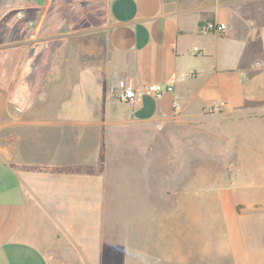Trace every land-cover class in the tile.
<instances>
[{
    "label": "crops",
    "instance_id": "1",
    "mask_svg": "<svg viewBox=\"0 0 264 264\" xmlns=\"http://www.w3.org/2000/svg\"><path fill=\"white\" fill-rule=\"evenodd\" d=\"M44 1L0 0V264H264V0H109L112 63L65 75Z\"/></svg>",
    "mask_w": 264,
    "mask_h": 264
},
{
    "label": "rangeland",
    "instance_id": "2",
    "mask_svg": "<svg viewBox=\"0 0 264 264\" xmlns=\"http://www.w3.org/2000/svg\"><path fill=\"white\" fill-rule=\"evenodd\" d=\"M108 4L109 0H45L40 12L45 15L42 22H36L40 24L36 37L32 38V31L38 25L29 27L32 42L39 43L40 62L61 64L55 70L58 67L63 75L83 68L105 74L113 59L107 42ZM20 35L13 31L1 38L10 41ZM4 135L0 132V137Z\"/></svg>",
    "mask_w": 264,
    "mask_h": 264
},
{
    "label": "built area",
    "instance_id": "3",
    "mask_svg": "<svg viewBox=\"0 0 264 264\" xmlns=\"http://www.w3.org/2000/svg\"><path fill=\"white\" fill-rule=\"evenodd\" d=\"M225 29L224 24H217L215 21H209L205 26V30L208 32H223ZM166 91H173V86L158 83L137 86L131 79L119 80L113 89V93L118 96L119 100L128 104H135L145 96L157 97Z\"/></svg>",
    "mask_w": 264,
    "mask_h": 264
},
{
    "label": "trees",
    "instance_id": "4",
    "mask_svg": "<svg viewBox=\"0 0 264 264\" xmlns=\"http://www.w3.org/2000/svg\"><path fill=\"white\" fill-rule=\"evenodd\" d=\"M104 162H105V147H104V144H102L101 150H100V157H99V166L97 168L81 165V166H76L73 168H68L67 171L74 172V173H84V174H94L97 172H103Z\"/></svg>",
    "mask_w": 264,
    "mask_h": 264
},
{
    "label": "flooded vegetation",
    "instance_id": "5",
    "mask_svg": "<svg viewBox=\"0 0 264 264\" xmlns=\"http://www.w3.org/2000/svg\"><path fill=\"white\" fill-rule=\"evenodd\" d=\"M2 35V33L0 34V36Z\"/></svg>",
    "mask_w": 264,
    "mask_h": 264
}]
</instances>
